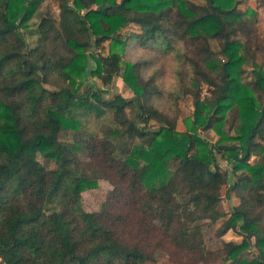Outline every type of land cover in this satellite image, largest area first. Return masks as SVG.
Returning <instances> with one entry per match:
<instances>
[{"label":"trees","instance_id":"1","mask_svg":"<svg viewBox=\"0 0 264 264\" xmlns=\"http://www.w3.org/2000/svg\"><path fill=\"white\" fill-rule=\"evenodd\" d=\"M45 1L0 0V264H150L170 244L183 254L173 264H264V67L243 78L261 47L257 12L239 9L243 0H57L58 19L41 14L29 31ZM130 25L138 31L124 37ZM91 39L100 50L109 42L108 54L90 56ZM175 39L194 75L185 130L154 105V80L123 61L131 40ZM90 77L105 88L121 77L133 96L81 94ZM107 114L113 125L97 133L79 119ZM210 130L218 141L202 135ZM99 180L113 189L87 212L82 194ZM224 186L240 200L229 215L218 206ZM218 222L217 237L242 241L210 250L204 227Z\"/></svg>","mask_w":264,"mask_h":264},{"label":"rangeland","instance_id":"2","mask_svg":"<svg viewBox=\"0 0 264 264\" xmlns=\"http://www.w3.org/2000/svg\"><path fill=\"white\" fill-rule=\"evenodd\" d=\"M73 0H71L72 2ZM239 9L246 11L253 9L257 13L256 17V29L258 34V40L260 42V49L255 50L253 57L249 60V63L245 66V76L243 77L246 81H250L253 76V64L258 63L264 67V7L261 4V0H243L239 5ZM51 13L56 19L59 17V7L57 0H46L38 9V12L34 18L30 21L29 31H35L40 21L41 14ZM138 31V28L130 25L124 28L121 33L124 37L131 35ZM242 42L246 37H239ZM37 36H28L27 41L30 46L36 44ZM91 48L88 50L90 56L107 55L109 51V42L104 43V48L97 49L94 44V39L90 40ZM217 43L212 41L211 46L213 50H217ZM126 52L123 55L124 63H132L136 67V71L141 80L147 81L149 78L154 80V83L158 86V94L153 96L154 105L169 117L178 119V129L185 130L183 120L191 118L194 109L195 100V88L193 86L192 69L188 64V60L185 57L189 53L188 48L180 39H175L172 42V47L167 48L165 44H148L142 45L134 40L129 42L126 47ZM123 78L117 77L112 84L105 88L100 79L96 77H90L83 86L80 88V93H84L89 86H93L96 89H108L105 97L112 98L114 95L121 94L125 97L133 96L130 87L122 80ZM57 81V80H56ZM81 80H78V83ZM46 88L54 90L58 86L56 83L46 84ZM207 86H201L202 97L207 95ZM130 118H134V112L131 109L126 111ZM79 119L83 123V129H86L89 133H97L104 127L112 126L113 120L110 114L103 116L98 119L95 115H79ZM150 127L158 128L159 125L155 121L150 123ZM202 135L212 142L218 141V135L210 130L208 132H202ZM73 132L71 131L68 135H62L63 140H72ZM82 163H88V158L85 155H80ZM256 158H252L254 162ZM221 167L224 171H227L230 175L231 183L237 181V177L231 174L232 166L225 161L220 162ZM99 188L95 190H88L82 194L83 197V208L87 212L99 211L103 204L108 199V193L113 189V186L107 180H99ZM227 186L222 188V199L218 204L220 210L225 214L229 215L234 205L240 202L236 195V192H232L230 198L227 195ZM221 222L212 224L204 227V238L207 247L212 251H218L223 248L224 241H236L241 242L242 238L233 232H229L223 237H217L216 231L220 226ZM183 256L182 252L179 251L174 245L170 244V247L166 250H159L155 257V262L150 264H173L180 257ZM250 259L253 258V253L248 254ZM186 258V256H184ZM211 264H224L221 259L211 261Z\"/></svg>","mask_w":264,"mask_h":264}]
</instances>
